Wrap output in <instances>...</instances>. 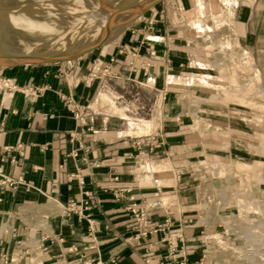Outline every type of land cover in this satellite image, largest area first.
<instances>
[{"label":"rangeland","instance_id":"obj_1","mask_svg":"<svg viewBox=\"0 0 264 264\" xmlns=\"http://www.w3.org/2000/svg\"><path fill=\"white\" fill-rule=\"evenodd\" d=\"M146 1L0 0V55L76 53L103 39L74 60H89L83 72L77 63L58 72L67 82L85 83L96 73L101 87L121 88L115 56L104 60L97 51L116 47L134 74L125 85L129 99L144 106L132 110L144 134L132 142L137 165L161 174L166 188L175 181L179 197L172 201L166 189L163 220L150 215L151 202L131 198L135 239L162 234L166 254L159 264H264V0H163L131 20L115 13ZM117 21L126 22L105 36ZM250 36L257 37L260 63L242 41ZM157 50L166 65L158 83L145 77L141 62ZM19 65L0 66V77ZM140 69L144 75L135 77ZM146 90H162V97ZM102 93L98 100L106 103ZM18 240L22 250H0V264H40L44 250H27L25 237ZM89 252L68 251L74 259L63 264L93 258L101 264Z\"/></svg>","mask_w":264,"mask_h":264},{"label":"crops","instance_id":"obj_2","mask_svg":"<svg viewBox=\"0 0 264 264\" xmlns=\"http://www.w3.org/2000/svg\"><path fill=\"white\" fill-rule=\"evenodd\" d=\"M256 40L255 36L242 38L260 63ZM97 51L104 60L115 56L112 67L122 74L121 88L110 83L101 87L95 81L67 82L58 72L65 63H77V72H83L89 60L24 64L2 72V77L14 80L17 90H0V168L19 183L0 190V215L12 212L17 226L33 229L30 240L42 234L64 238L63 243L47 241L38 249L44 250L40 264L69 263L74 259L68 253L72 245L95 254L101 264H159L166 254L162 234L136 240L129 207L133 197L139 204L146 200L155 208L150 215L159 214L163 220L167 208L160 204L162 195L169 189L172 201H178L176 184L166 188L161 174H148L144 166L138 167L132 142L144 134L133 122L132 110L144 106L129 99L132 91L125 86L134 74L124 57L117 55L116 47ZM141 62L145 77L163 81L166 65L162 52L157 50ZM144 73L140 69L135 77ZM101 92L106 103L98 100ZM150 93L162 97V90ZM9 147L14 148L11 153L6 151ZM11 157L17 161L11 162ZM71 202L82 216H64V207ZM90 225L94 229L91 237Z\"/></svg>","mask_w":264,"mask_h":264},{"label":"built area","instance_id":"obj_3","mask_svg":"<svg viewBox=\"0 0 264 264\" xmlns=\"http://www.w3.org/2000/svg\"><path fill=\"white\" fill-rule=\"evenodd\" d=\"M111 74V72H107ZM106 74H103V76H106ZM98 74L93 73L92 77L86 78L87 83H90L91 81H95L101 78V76H97ZM85 79V80H86ZM0 90L1 91H8V92H14L17 90V85L14 82V80L11 79H6L0 77ZM14 150L13 147L6 148V151L8 153H11ZM17 159L15 157H11V162H16ZM19 181L15 180L13 178H9L6 176L3 172V170L0 168V190L4 188H15L18 185ZM72 213H77L79 216H82V211L78 209V206L74 203L71 202L67 207H64V216H70ZM32 232L34 233L35 231L33 229H29L27 225H23V227H19L16 224V217L12 212H7L4 215H0V250H22L20 249L19 246L21 244V241L18 240L19 236L22 235L25 237V241L22 242V244L27 248V250H38L40 248H43L44 242L50 241L53 242V237L50 236H43V234L37 238L30 240V236L32 235ZM94 229L93 226L90 225L89 227V236L91 237L93 235ZM57 240L62 243L64 239L58 238ZM11 244L15 245V248H11ZM2 245V247H1ZM4 245H7V249H5ZM69 253H77L79 254V250L76 248H71L68 250ZM85 257V256H84ZM98 260L99 264V259H91L90 261H86L84 264H93Z\"/></svg>","mask_w":264,"mask_h":264},{"label":"water","instance_id":"obj_4","mask_svg":"<svg viewBox=\"0 0 264 264\" xmlns=\"http://www.w3.org/2000/svg\"><path fill=\"white\" fill-rule=\"evenodd\" d=\"M161 1L163 0H149V1H146L144 3L137 5L134 8L121 9L119 11H116L115 13L117 12L118 13H129L130 15L128 19L131 20V19L136 18L138 15L142 14L143 12L147 11L151 7L155 6L157 3ZM125 22L117 21L114 24L109 25L106 28L104 35L105 36L108 35L113 28L119 25H122ZM102 40L96 43L94 42L88 48L80 52H76V53L60 54V55H55V56L0 55V66L4 67L7 65H13V64H25V65L56 64V63L74 61L92 52L95 48L99 47L101 45Z\"/></svg>","mask_w":264,"mask_h":264},{"label":"bare ground","instance_id":"obj_5","mask_svg":"<svg viewBox=\"0 0 264 264\" xmlns=\"http://www.w3.org/2000/svg\"><path fill=\"white\" fill-rule=\"evenodd\" d=\"M24 22V21H23ZM26 24V23H25ZM30 26V25H29ZM47 32V31H46Z\"/></svg>","mask_w":264,"mask_h":264}]
</instances>
